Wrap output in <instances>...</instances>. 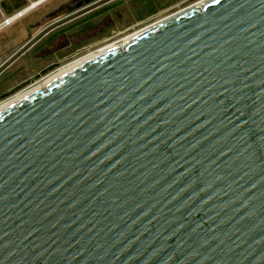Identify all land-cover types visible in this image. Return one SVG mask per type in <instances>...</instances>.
<instances>
[{
	"label": "water",
	"instance_id": "1",
	"mask_svg": "<svg viewBox=\"0 0 264 264\" xmlns=\"http://www.w3.org/2000/svg\"><path fill=\"white\" fill-rule=\"evenodd\" d=\"M0 264H264V0L185 9L2 109Z\"/></svg>",
	"mask_w": 264,
	"mask_h": 264
},
{
	"label": "rangeland",
	"instance_id": "2",
	"mask_svg": "<svg viewBox=\"0 0 264 264\" xmlns=\"http://www.w3.org/2000/svg\"><path fill=\"white\" fill-rule=\"evenodd\" d=\"M94 1L96 0H92ZM198 1L200 0H114L76 21L55 28L9 65L12 67L8 66L9 69L0 73V103L37 85L47 75L73 60L119 41ZM47 7L48 5L32 14H58V11L48 10ZM71 11L75 12L72 9L61 13L69 15ZM25 21L22 19L0 33V55L11 47L20 48L27 42L28 35L37 33L39 24L25 27Z\"/></svg>",
	"mask_w": 264,
	"mask_h": 264
},
{
	"label": "crops",
	"instance_id": "3",
	"mask_svg": "<svg viewBox=\"0 0 264 264\" xmlns=\"http://www.w3.org/2000/svg\"><path fill=\"white\" fill-rule=\"evenodd\" d=\"M79 0H0V24L4 21L9 19L10 22L6 25H4L0 29V33L5 31L6 29L10 28L12 25L17 23L20 20H26L25 21V27H28L31 24H39V30L43 29L44 27L48 26L52 22L62 19L63 17L67 16L65 14L62 15L61 12H66L69 10H75L77 3ZM97 1V0H96ZM94 1V2H96ZM114 0H110L107 3H104L103 5L94 8L90 11V13L94 12L96 9L99 10L102 7H105L106 5L110 4ZM47 7L48 10H55L58 11V14L54 15H46V14H32L36 10L43 9L44 7ZM44 9V10H47ZM32 14V16H31ZM50 17V18H47ZM81 16H78L74 19H72L69 22L76 21ZM68 22V23H69ZM37 31V33H38ZM36 32L32 33L31 35H28L27 42L34 37ZM26 43V42H25ZM24 43V44H25ZM10 48V47H9ZM19 47H11L4 53L3 55H0V65L7 60L12 54L18 49ZM12 64V63H11ZM10 64V65H11ZM12 67V66H9ZM9 67H7L9 69Z\"/></svg>",
	"mask_w": 264,
	"mask_h": 264
},
{
	"label": "bare ground",
	"instance_id": "4",
	"mask_svg": "<svg viewBox=\"0 0 264 264\" xmlns=\"http://www.w3.org/2000/svg\"><path fill=\"white\" fill-rule=\"evenodd\" d=\"M207 0H200L198 2H196L195 4L184 8L172 15H169L161 20H158L142 29H139L125 37H123L122 39H120L119 41L113 42V43H109L107 45H105L104 47H101L97 50H95L94 52L88 53L84 56H82L81 58H78L76 60H73L72 62L58 68L56 71L52 72L51 74L47 75L45 78H43L37 85L32 86L30 89H27L25 91H21V93H18L17 95L15 94V96L11 97L8 100H5L3 102L0 103V111L2 109H4L5 107L9 106L10 104L14 103L15 101L19 100L20 98L24 97L25 95L29 94L30 92L34 91L35 89L41 87L44 88L47 84H49L50 82L54 81L55 79L59 78L60 76L66 74L67 72L73 70L74 68L84 64L85 62L95 58L98 55H101L102 53H105L106 51L115 48V47H120L123 43H125L126 41H128L129 39L133 38L134 36L138 35L139 33L143 32L144 30L148 29L149 27L158 24L159 22H162L164 20L169 19L172 16H175L176 14H178L179 12H182L185 9L191 8V7H201L202 4H204Z\"/></svg>",
	"mask_w": 264,
	"mask_h": 264
},
{
	"label": "flooded vegetation",
	"instance_id": "5",
	"mask_svg": "<svg viewBox=\"0 0 264 264\" xmlns=\"http://www.w3.org/2000/svg\"><path fill=\"white\" fill-rule=\"evenodd\" d=\"M84 1L85 0H79L78 1V3H77V6L79 5V7L77 8V6H76V9H75V12L76 11H80L82 8H84L86 5H85V3H84ZM89 2H88V4H93L94 2H92V0H88ZM72 12V11H71ZM74 12V11H73ZM88 13H90V11L89 12H87V13H85V14H83V15H86V14H88ZM82 15V16H83ZM62 26V25H61ZM60 27V26H59ZM58 28V27H57ZM53 31V30H52Z\"/></svg>",
	"mask_w": 264,
	"mask_h": 264
},
{
	"label": "built area",
	"instance_id": "6",
	"mask_svg": "<svg viewBox=\"0 0 264 264\" xmlns=\"http://www.w3.org/2000/svg\"><path fill=\"white\" fill-rule=\"evenodd\" d=\"M9 22H10L9 19L4 20V21L0 24V29H1L4 25L8 24Z\"/></svg>",
	"mask_w": 264,
	"mask_h": 264
},
{
	"label": "trees",
	"instance_id": "7",
	"mask_svg": "<svg viewBox=\"0 0 264 264\" xmlns=\"http://www.w3.org/2000/svg\"><path fill=\"white\" fill-rule=\"evenodd\" d=\"M85 27V26H84ZM87 27V26H86Z\"/></svg>",
	"mask_w": 264,
	"mask_h": 264
}]
</instances>
